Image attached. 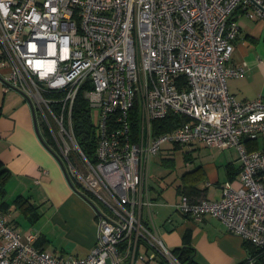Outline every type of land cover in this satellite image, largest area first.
Segmentation results:
<instances>
[{"label":"built area","instance_id":"2783aa9c","mask_svg":"<svg viewBox=\"0 0 264 264\" xmlns=\"http://www.w3.org/2000/svg\"><path fill=\"white\" fill-rule=\"evenodd\" d=\"M236 12L264 21V0H0L3 91L30 103L98 224L86 256L62 257L35 245L38 233L21 232L0 208V264H182L142 211L152 204L151 157L164 143L194 141L234 147L240 183L223 182L215 200L181 194L176 209L196 220L209 215L264 248V149L243 144L264 134V101L237 100L226 84L244 73L228 64ZM79 93L98 111L93 162L73 132ZM167 114L188 120L154 133L153 120Z\"/></svg>","mask_w":264,"mask_h":264},{"label":"crops","instance_id":"0c3cea01","mask_svg":"<svg viewBox=\"0 0 264 264\" xmlns=\"http://www.w3.org/2000/svg\"><path fill=\"white\" fill-rule=\"evenodd\" d=\"M235 15L239 30L228 64L242 66L244 73L227 78V89L240 101L257 96L264 101V21L250 19L241 12ZM243 144L248 150L264 149V134L244 137ZM176 149L185 150L181 172L169 171L160 179H151L148 166L147 192L152 204L149 212L143 209V221L156 229L171 250L191 245L201 264H246L251 257L239 235L227 231L223 223L209 215L196 220L174 205L182 193L191 190L196 192L189 194L193 199L215 200L220 198L223 182L239 186L236 149L218 150L194 141L182 147L164 143L158 154L167 151L170 155ZM172 161L170 156L162 158L164 164L173 165ZM0 166L9 171L4 194H0V208L3 206L10 223L23 233L37 232L35 245L56 255L64 257L68 251L69 255L86 256L97 240L95 209L74 189L59 159L39 138L32 108L24 95L16 89L3 91L1 74ZM170 187L173 193L166 196ZM18 195L36 207L37 217L44 220L40 227L30 226L28 220L35 221L32 211L26 208L27 203L14 202ZM49 223L53 228L43 233ZM59 232L65 239L60 247L53 236Z\"/></svg>","mask_w":264,"mask_h":264},{"label":"trees","instance_id":"16d2710c","mask_svg":"<svg viewBox=\"0 0 264 264\" xmlns=\"http://www.w3.org/2000/svg\"><path fill=\"white\" fill-rule=\"evenodd\" d=\"M131 119L132 129L135 133L138 126L137 115L135 112ZM187 120L188 118L183 115L167 114L164 118L153 120V131L154 133L164 132L176 127L177 125ZM72 126L78 146L91 162L95 161V150L98 137L97 127L93 122L91 109L88 107L87 102L85 101L81 93L78 94L73 108ZM43 133L44 134H42V137L45 142V146L48 147L52 151V153L59 159L58 153L56 152V147L51 143L50 135L45 130H43ZM8 173L9 171L7 168L0 166V194H4V181L7 178ZM72 186L90 202L89 194L87 192L81 191L79 185L74 182H72ZM191 192L195 191L191 190L187 195H189ZM14 202H16L18 205L27 203L28 205L26 206V208L31 209L30 211H32V219L37 218L38 214L36 211V207L29 204L27 199L23 198L21 195H18L16 196ZM2 207L3 206H1V208ZM245 245L248 250V258L251 257L249 258L250 261H246V264H264V248L254 246L248 241H245ZM172 252L177 256L182 264H201L195 259L194 248L191 245H184L182 247L175 248L172 250Z\"/></svg>","mask_w":264,"mask_h":264},{"label":"rangeland","instance_id":"374dc122","mask_svg":"<svg viewBox=\"0 0 264 264\" xmlns=\"http://www.w3.org/2000/svg\"><path fill=\"white\" fill-rule=\"evenodd\" d=\"M0 69H1V63H0ZM92 119H93L94 124L96 125L98 122V111H97V109L92 110ZM41 133L44 134L43 128L41 129ZM183 151H185V150L176 149L170 155H168L167 151H162L163 153H160V154L157 153L156 155L152 156L150 159V162H149L150 163L149 164V173L151 175V179H155L157 177H158V179H160L162 177V175L167 174L169 171H172L174 173L181 172L184 169V158H183L184 153H183ZM165 156H170L172 158L173 165H168L166 163L165 164L162 163V158ZM75 160H76V164L78 165V167L81 168V163L77 159H75ZM170 193H173V188H171V187L167 188L166 196L169 195ZM95 204H97L98 207H101V205L97 201L95 202ZM43 221L44 220L41 217L35 218V221L34 220L33 221L28 220L30 226H35L36 228L40 227V225L43 223ZM96 224H97V220H96ZM50 227H52V223H49V225L44 227V231H42V232L44 233ZM53 236H54V238H56V243L60 247L63 244V242L65 241L64 235H62L59 232L58 234H55ZM67 252L68 251H66V253H64V256L69 255V253H67Z\"/></svg>","mask_w":264,"mask_h":264},{"label":"water","instance_id":"95a60500","mask_svg":"<svg viewBox=\"0 0 264 264\" xmlns=\"http://www.w3.org/2000/svg\"><path fill=\"white\" fill-rule=\"evenodd\" d=\"M33 116H34V114H33ZM34 119H35V117H34ZM35 127H36V131H37V133H38L39 138L41 139V141H42L43 143H45L44 140H43V137H42V135H41V133H40L39 126H38V124H37V122H36V119H35ZM59 161H60V160H59ZM60 163H61V165H62V162H61V161H60ZM62 167H63V165H62ZM63 168H64V167H63Z\"/></svg>","mask_w":264,"mask_h":264}]
</instances>
